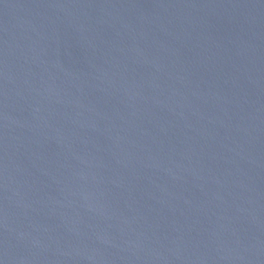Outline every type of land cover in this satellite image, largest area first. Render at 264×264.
<instances>
[{"label": "water", "instance_id": "water-1", "mask_svg": "<svg viewBox=\"0 0 264 264\" xmlns=\"http://www.w3.org/2000/svg\"><path fill=\"white\" fill-rule=\"evenodd\" d=\"M0 264H264V0H0Z\"/></svg>", "mask_w": 264, "mask_h": 264}]
</instances>
